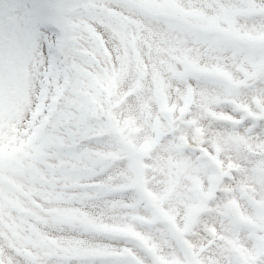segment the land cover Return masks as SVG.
<instances>
[{"label": "snow or ice", "instance_id": "1", "mask_svg": "<svg viewBox=\"0 0 264 264\" xmlns=\"http://www.w3.org/2000/svg\"><path fill=\"white\" fill-rule=\"evenodd\" d=\"M205 2L225 0H0V264H264V240L247 259L225 240L245 230L233 211L236 198L253 206L244 186L264 200V107L232 103L239 119L205 127L186 103L202 91L196 75L210 91L264 101V37L244 39L211 18L159 29L145 19L160 5ZM185 67L193 75L175 85L176 111L160 125L146 121L156 96L144 86ZM237 67L244 80L223 78ZM132 120L157 142L149 157ZM141 160L166 186L175 180V223L134 184ZM173 161L200 179L198 196L185 194L190 179L170 174ZM60 196L72 200L54 204Z\"/></svg>", "mask_w": 264, "mask_h": 264}, {"label": "rangeland", "instance_id": "2", "mask_svg": "<svg viewBox=\"0 0 264 264\" xmlns=\"http://www.w3.org/2000/svg\"><path fill=\"white\" fill-rule=\"evenodd\" d=\"M209 14H211V12H209ZM216 23L218 26L228 27L227 22L224 20H218ZM238 35L244 39L254 41L264 37V34L258 31L239 33ZM245 71L246 70H229V74H226L223 78L225 80L242 81L245 78ZM169 76L170 74L165 69L155 78L153 83L146 84L144 86L149 96L153 94L156 96L155 102L147 104L144 112V118L146 121L151 120L156 125H160L163 117L169 115L177 109L178 102L174 95L176 87L174 84L170 87ZM221 92L223 94L220 96V101L221 103L228 105V107H226L223 111L219 107L212 109L216 117L220 120L239 119L238 117L231 115L230 105L232 103L240 104L242 108L248 112H254L255 109L264 107V101H262L260 97H254L252 102L249 103L244 98L236 99L230 96L226 91ZM129 130L134 137V143L138 142L140 154L144 157H149L157 142L144 135L146 132L145 128L136 120L129 122ZM168 170L173 177L181 176L182 179H190L191 184L194 186V190L191 193L186 192V195H191L193 197L199 195L201 191V181L198 177H189L187 173H184L183 168L178 161H173L169 164ZM115 179L119 180V176L115 177ZM133 182L149 200H151L155 205L161 206L174 223L180 220L181 213L178 206L173 204L171 212L168 210V201L176 192L175 180L166 186L163 183V176L160 170L154 168L151 163H146L144 160H141L137 166ZM244 188L245 191L250 194L253 206L249 208L244 200L236 198L233 204V211L238 216L245 230L235 237H226L225 240L241 258L247 259L252 255L258 244L264 240V229L258 227L261 219L264 218V200L261 199L259 189L256 186L247 184ZM116 198L119 199V196ZM54 204L67 205L69 202L67 197H63V199L54 200ZM197 210V208L192 209L194 212ZM107 227L110 229H119V226L117 225H108ZM242 236L247 237V243L244 242ZM196 240L197 237L194 235L189 237V243L195 242ZM250 244L251 247L249 246ZM208 256L210 258H214V254L212 252H208Z\"/></svg>", "mask_w": 264, "mask_h": 264}, {"label": "clouds", "instance_id": "3", "mask_svg": "<svg viewBox=\"0 0 264 264\" xmlns=\"http://www.w3.org/2000/svg\"><path fill=\"white\" fill-rule=\"evenodd\" d=\"M160 9V14L155 16H145V19L152 23L155 21V26L159 29L160 25L168 24L170 21H178L181 23L190 24L195 26L205 19L224 20L228 24L229 30L239 33L247 32H260L264 34V8L256 9L253 5L249 4L247 0H225L224 3L213 6L209 3H202L197 7L196 5H190L187 10L182 7H177L174 3L167 5L157 6ZM211 12V14H209ZM207 63L211 65V60H207ZM240 68L237 67L236 71ZM193 75L192 69L185 67L183 72L177 73L172 72L169 76V81L174 85H179L181 89L188 85V77ZM194 83L196 87L201 88L198 98L192 99V94L189 92L186 103H191L194 105L193 115L200 120L205 127L209 125L212 126H222L217 125L218 119L215 113L212 111L213 108L219 107L222 111L228 107V105L221 103L220 96L223 94L221 91L216 89L209 90L207 87L208 79L203 75H196ZM176 99L181 97L175 92ZM107 147V145H102L101 150ZM103 157L101 156L97 162H102ZM58 199H63V196L58 197ZM70 203L72 197L67 198ZM118 222H123L125 220V215L121 214L114 217ZM52 224L55 226L56 217L52 218ZM259 228L264 229V218L261 219ZM242 233V232H241ZM244 242L247 243V237L242 236ZM199 238H197L198 240ZM223 249V245L218 246ZM222 254V253H221ZM19 264V262H17Z\"/></svg>", "mask_w": 264, "mask_h": 264}]
</instances>
